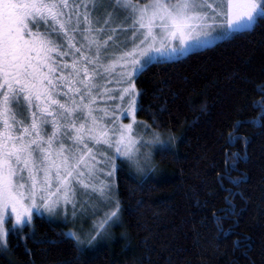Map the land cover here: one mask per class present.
Wrapping results in <instances>:
<instances>
[{
  "label": "snow or ice",
  "instance_id": "obj_1",
  "mask_svg": "<svg viewBox=\"0 0 264 264\" xmlns=\"http://www.w3.org/2000/svg\"><path fill=\"white\" fill-rule=\"evenodd\" d=\"M259 17L264 0H0V247L13 216L22 230L107 207L96 235L62 233L78 249L103 236L121 210L114 178L125 164L147 175L164 143L156 119L136 120L135 81Z\"/></svg>",
  "mask_w": 264,
  "mask_h": 264
},
{
  "label": "trees",
  "instance_id": "obj_2",
  "mask_svg": "<svg viewBox=\"0 0 264 264\" xmlns=\"http://www.w3.org/2000/svg\"><path fill=\"white\" fill-rule=\"evenodd\" d=\"M135 85L137 119L174 139L147 175H116L109 237L78 249L65 225L34 217L8 232L0 264H264V17Z\"/></svg>",
  "mask_w": 264,
  "mask_h": 264
},
{
  "label": "rangeland",
  "instance_id": "obj_3",
  "mask_svg": "<svg viewBox=\"0 0 264 264\" xmlns=\"http://www.w3.org/2000/svg\"><path fill=\"white\" fill-rule=\"evenodd\" d=\"M259 18H260V17H259ZM259 18H258V19H259ZM218 41H221V40H217V41H215L213 44H215V43L218 42ZM213 44H212V45H213ZM209 46H210V45H209ZM199 50H200V49H199ZM136 120H137L138 122H141L140 120L137 119V116H136ZM122 123H129V119H125V120H123ZM149 131H152V130L149 129ZM165 138H166V137H165L164 135H161V140L164 141V143H163L162 145H153V146L151 147L152 155H153L154 150H157V149H159V148H163V147H165V146H167V145L169 144V141H167V140L169 139V137L167 136V140H165ZM169 140H170V139H169ZM125 166H126L128 169H130V167H129L128 164H125ZM130 170H131L132 172H134V173L141 174V173H138V172L135 170V168H131ZM114 181H115V178H114ZM108 210H109V209H108L107 207H103V208L98 212V214L93 215L91 212H89L87 216H81V217L75 219L74 222H73V218H72V216H71V214H70V212H69V213H68V220H67V223L62 222L61 217L51 218V217H49V216H47V215L42 216V217L47 218V219H49V220L52 221V222H55V223L58 222V223H60V224L65 225V227H66V228H65V234H66V233H69L70 231H71V232H76V233L81 237V239H85V240H87V238H89V234H91V235H96V232L94 231V224L100 222V221L102 220V218L104 217L105 213H106ZM115 221H116V219H113L112 221H109V223L105 225V229H106L105 234H104L103 236H99V237H97V239H96L94 242H97V243H98L99 241L101 242V241H104L106 238H108V237H109V234H110L108 231L112 229L113 224L116 223ZM14 223H15V217L13 216L10 220H7L5 227H6L7 229L11 230V229H12V225H13ZM25 224H27V223H25ZM101 231H104V230H101ZM7 234H8V232L5 234V244H6V241H7V238H6ZM94 242H93V243H94ZM1 248H3V247H1ZM3 249H4V248H3Z\"/></svg>",
  "mask_w": 264,
  "mask_h": 264
}]
</instances>
